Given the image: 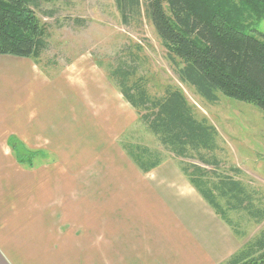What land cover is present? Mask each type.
Instances as JSON below:
<instances>
[{
    "label": "rangeland",
    "instance_id": "obj_1",
    "mask_svg": "<svg viewBox=\"0 0 264 264\" xmlns=\"http://www.w3.org/2000/svg\"><path fill=\"white\" fill-rule=\"evenodd\" d=\"M33 10L45 26L47 48L37 50V57L0 54V104L8 103L11 111L14 103L31 102L33 124L28 130L23 127L20 135L36 130L26 144L33 151H44L34 168L44 170L45 182L52 180L53 199H46V203L57 224L61 208L69 207L75 198L94 197L93 204H104L111 213H123L126 217L121 221L126 227L131 221L137 231L155 237L159 260L179 261L173 249L165 246L169 243L182 247L193 239L194 247H209L228 233L237 236V244L223 261L213 264H223L253 245L264 232V218L258 220L247 211H229L227 216L233 223L227 224L216 215L181 169L183 163L197 161L178 158L160 143L121 94L111 72L121 61L135 59L137 75L148 81L152 96H163L170 87L185 92L197 107L199 118L206 116L219 131L220 172L240 180L255 209L261 210L264 112L221 93L217 103L200 97L179 79L177 65L170 60L152 23L144 17L124 25L115 0H38ZM252 15L248 11L241 20L243 25L252 26L245 32L264 40L260 34H264V17ZM12 77L13 85H3L4 79ZM138 145L160 153L163 161L158 169L144 173L138 168L128 153ZM216 180L213 177L211 181ZM78 205L85 207L84 203ZM183 231L192 236L186 239ZM143 250L148 252L149 247L144 245ZM171 251L173 258H166ZM52 254L62 258L68 253ZM94 254L101 257L100 252ZM186 258L182 261L189 264Z\"/></svg>",
    "mask_w": 264,
    "mask_h": 264
},
{
    "label": "trees",
    "instance_id": "obj_2",
    "mask_svg": "<svg viewBox=\"0 0 264 264\" xmlns=\"http://www.w3.org/2000/svg\"><path fill=\"white\" fill-rule=\"evenodd\" d=\"M37 1L0 0V54L37 57V50L47 48L45 26L33 10ZM115 3L124 25L137 23L144 17L152 23L170 60L177 65L179 79L204 100L217 103L221 93L252 103L264 112V40L246 33V28L252 26L241 23L248 11L255 18H263L264 0H115ZM134 62L135 59L121 61L111 77L139 113L140 121L167 150L178 158L200 162L183 163L181 169L216 215L227 224L233 223L227 212L236 210L263 219L264 210L255 209L245 185L220 172L223 161L217 155L220 148L217 128L206 116L199 118L197 107L179 88L170 87L163 96H152L148 81L137 75L139 67ZM10 143L17 161L29 168H34L44 156V151L30 150L16 138ZM128 153L144 173L158 169L163 161L160 153L147 146L132 147ZM232 168L241 173V169ZM213 177L217 180L211 181ZM223 264H264V232L253 245Z\"/></svg>",
    "mask_w": 264,
    "mask_h": 264
},
{
    "label": "crops",
    "instance_id": "obj_3",
    "mask_svg": "<svg viewBox=\"0 0 264 264\" xmlns=\"http://www.w3.org/2000/svg\"><path fill=\"white\" fill-rule=\"evenodd\" d=\"M13 81L14 77L4 79L3 85H13ZM30 103H14L11 111L8 103L0 104V264H184L182 259L189 254V264H213L237 244V236L229 233L209 247L198 244L196 248L191 245L193 239L182 247L169 243L165 246L173 249L179 261L159 260L155 237L137 231L131 221L126 227L121 221L126 217L123 213H111L104 204H93L94 197L80 201L75 198L69 207L61 208L57 224L53 218L56 215H50L46 203V199H53L49 179L53 175L48 177L50 182H45L44 170L20 164L10 143L16 138L26 146L30 137L36 135L35 129L20 135L23 127L28 130L33 124L30 117L35 111H31ZM182 234L186 239L192 236L186 231ZM144 245L149 247L148 252L143 250ZM54 251L68 254L53 258ZM92 252H100L101 257ZM166 258H173L172 251Z\"/></svg>",
    "mask_w": 264,
    "mask_h": 264
}]
</instances>
